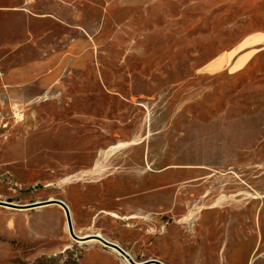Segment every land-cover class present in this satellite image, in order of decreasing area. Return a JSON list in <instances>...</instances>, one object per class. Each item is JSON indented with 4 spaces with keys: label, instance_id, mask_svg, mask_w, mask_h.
<instances>
[{
    "label": "rangeland",
    "instance_id": "1",
    "mask_svg": "<svg viewBox=\"0 0 264 264\" xmlns=\"http://www.w3.org/2000/svg\"><path fill=\"white\" fill-rule=\"evenodd\" d=\"M51 198L138 263L264 264V0H0V201ZM0 264L129 263L51 205L0 206Z\"/></svg>",
    "mask_w": 264,
    "mask_h": 264
},
{
    "label": "water",
    "instance_id": "2",
    "mask_svg": "<svg viewBox=\"0 0 264 264\" xmlns=\"http://www.w3.org/2000/svg\"><path fill=\"white\" fill-rule=\"evenodd\" d=\"M50 205H58V206H61L64 208L65 213H66V217H67V224H68L69 232L75 240H77L79 242H84V241L91 240V239L99 241L100 243L104 244L105 246L117 250L124 258L129 260L131 264H165L164 262L156 260V259L148 260V261H145L143 263H138V262L134 261V259L130 256V254L127 251H125L122 247H120L119 245H117L113 242L106 240L105 238H103L101 236L91 235L92 236L91 239H84L85 238L84 236L76 235V233L74 231V227H73V222H72L70 210L68 209L65 202H63L62 200H59V199H54L52 201L47 200V201H43V202L34 203L32 205H14V204L9 203V202L0 201V206L13 207V208L20 209V210L35 209V208H41V207L50 206Z\"/></svg>",
    "mask_w": 264,
    "mask_h": 264
},
{
    "label": "bare ground",
    "instance_id": "3",
    "mask_svg": "<svg viewBox=\"0 0 264 264\" xmlns=\"http://www.w3.org/2000/svg\"><path fill=\"white\" fill-rule=\"evenodd\" d=\"M256 198V197H255ZM52 200H54L53 198H51L50 199V201H52ZM66 204V203H65ZM67 205V207H68V209L70 210V213H71V208H70V206L68 205V204H66ZM51 206V205H50ZM44 207H46V206H44ZM61 207V206H60ZM42 208V207H41ZM63 208V207H62ZM64 209V208H63ZM65 211V210H64ZM71 217H72V215H71ZM134 217L132 216L130 219H133ZM73 222V221H72ZM74 227V226H73ZM75 231V230H74ZM98 236H100V235H98ZM91 235H89V234H87V235H85V238L84 239H91ZM92 240V239H91ZM87 241H90V240H87ZM87 241H84V242H87ZM113 250H115V249H113ZM117 251V250H116ZM118 252V251H117ZM119 253V252H118ZM120 254V253H119ZM121 255V254H120ZM131 256V255H130ZM132 257V256H131ZM133 258V257H132ZM126 259V258H125ZM126 261L129 263V264H131L130 263V261L129 260H127L126 259ZM135 261V260H134Z\"/></svg>",
    "mask_w": 264,
    "mask_h": 264
},
{
    "label": "crops",
    "instance_id": "4",
    "mask_svg": "<svg viewBox=\"0 0 264 264\" xmlns=\"http://www.w3.org/2000/svg\"><path fill=\"white\" fill-rule=\"evenodd\" d=\"M52 206H58V205H52ZM51 207V206H50ZM59 207V206H58ZM206 230H207V234H209V232H210V228H209V226L207 225L206 226ZM107 240V239H106ZM109 241V240H108ZM99 242V241H98ZM102 244V243H101ZM116 244V243H115ZM104 245V244H103ZM118 245V244H117ZM107 247V246H106ZM121 247V246H120ZM110 248V247H109ZM112 250H113V248H111ZM160 261V260H159Z\"/></svg>",
    "mask_w": 264,
    "mask_h": 264
}]
</instances>
